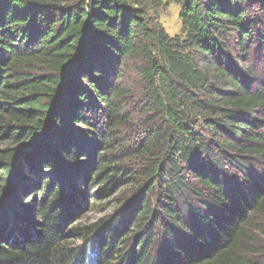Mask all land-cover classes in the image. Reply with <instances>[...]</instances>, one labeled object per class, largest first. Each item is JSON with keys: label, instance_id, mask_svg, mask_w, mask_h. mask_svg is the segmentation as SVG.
Here are the masks:
<instances>
[{"label": "trees", "instance_id": "obj_1", "mask_svg": "<svg viewBox=\"0 0 264 264\" xmlns=\"http://www.w3.org/2000/svg\"><path fill=\"white\" fill-rule=\"evenodd\" d=\"M0 264H264V0H0Z\"/></svg>", "mask_w": 264, "mask_h": 264}, {"label": "rangeland", "instance_id": "obj_2", "mask_svg": "<svg viewBox=\"0 0 264 264\" xmlns=\"http://www.w3.org/2000/svg\"><path fill=\"white\" fill-rule=\"evenodd\" d=\"M180 9L181 7L173 2L168 3L159 13V21H161L165 31L170 37L177 36L181 33L182 25L181 20L179 19ZM2 148H4V146ZM114 207V198L99 203V205L95 208L86 206L84 211L80 213L79 219L75 221V225H87L98 222L99 220L105 218L107 214H111L114 211ZM76 243V245H79L80 247L84 246V244L79 241Z\"/></svg>", "mask_w": 264, "mask_h": 264}]
</instances>
